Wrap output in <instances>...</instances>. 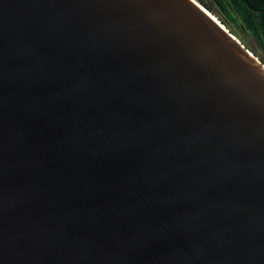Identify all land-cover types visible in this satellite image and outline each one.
<instances>
[{"label":"water","instance_id":"water-1","mask_svg":"<svg viewBox=\"0 0 264 264\" xmlns=\"http://www.w3.org/2000/svg\"><path fill=\"white\" fill-rule=\"evenodd\" d=\"M216 20L0 0V264H264V64Z\"/></svg>","mask_w":264,"mask_h":264},{"label":"trees","instance_id":"trees-1","mask_svg":"<svg viewBox=\"0 0 264 264\" xmlns=\"http://www.w3.org/2000/svg\"><path fill=\"white\" fill-rule=\"evenodd\" d=\"M232 33L248 34L264 51V0H199ZM261 60V59H260ZM264 64V60H261Z\"/></svg>","mask_w":264,"mask_h":264},{"label":"rangeland","instance_id":"rangeland-1","mask_svg":"<svg viewBox=\"0 0 264 264\" xmlns=\"http://www.w3.org/2000/svg\"><path fill=\"white\" fill-rule=\"evenodd\" d=\"M210 12L212 13V11ZM212 15H214L217 18V20H219L218 14L212 13ZM230 33L234 35V37L238 39V41L241 42L252 53V55L256 57L260 62L261 60H264V51H262L259 45L255 41H253L254 39L248 34V32H244V33L230 32Z\"/></svg>","mask_w":264,"mask_h":264},{"label":"bare ground","instance_id":"bare-ground-1","mask_svg":"<svg viewBox=\"0 0 264 264\" xmlns=\"http://www.w3.org/2000/svg\"><path fill=\"white\" fill-rule=\"evenodd\" d=\"M217 21V20H216ZM218 22H219V20H218ZM220 24V23H219Z\"/></svg>","mask_w":264,"mask_h":264}]
</instances>
